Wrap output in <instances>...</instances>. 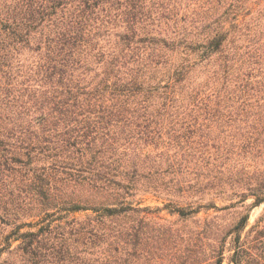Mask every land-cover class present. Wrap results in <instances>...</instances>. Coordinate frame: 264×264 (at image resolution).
<instances>
[{
	"label": "trees",
	"instance_id": "16d2710c",
	"mask_svg": "<svg viewBox=\"0 0 264 264\" xmlns=\"http://www.w3.org/2000/svg\"><path fill=\"white\" fill-rule=\"evenodd\" d=\"M263 4L0 0V264H251Z\"/></svg>",
	"mask_w": 264,
	"mask_h": 264
},
{
	"label": "rangeland",
	"instance_id": "374dc122",
	"mask_svg": "<svg viewBox=\"0 0 264 264\" xmlns=\"http://www.w3.org/2000/svg\"><path fill=\"white\" fill-rule=\"evenodd\" d=\"M258 21H259L258 22L259 23L258 32H259L261 42L263 44V47L261 49L264 51V4L260 11ZM133 199H134V202H139L141 206L147 205V206H151L152 208L163 206V200L157 198L151 193H144V194L139 193L135 195ZM251 201L252 199L248 198L245 200L244 204H249ZM160 211H163L161 212V215H163L164 217H167L168 219H175L174 217L165 213V211H167L166 209H162ZM204 211L206 210L202 209L195 218L184 221L182 224L183 228L185 230H195L197 227H199L202 224L203 218L205 216ZM209 211L211 213L213 210L210 209ZM230 211H235V210L232 209ZM221 215L224 217V220L226 221L227 220L229 221L231 217H233V214L230 212L229 213L224 212ZM254 225L255 227L251 228ZM258 231H262L261 236L257 235ZM246 234H248L247 238L249 240L250 250L253 253L252 258H251L252 259L251 264H264V202H262L260 205L255 206L249 210L248 224L242 233V237H244ZM228 240L229 238L227 239V241ZM230 247H231L230 244L227 243L226 244L227 250L225 251V258L222 264H230L228 260V257L231 253L230 250H228Z\"/></svg>",
	"mask_w": 264,
	"mask_h": 264
}]
</instances>
